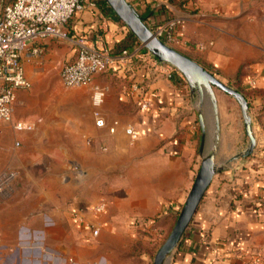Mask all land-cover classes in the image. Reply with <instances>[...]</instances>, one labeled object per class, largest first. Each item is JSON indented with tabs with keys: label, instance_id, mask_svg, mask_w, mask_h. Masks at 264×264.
Instances as JSON below:
<instances>
[{
	"label": "crops",
	"instance_id": "obj_1",
	"mask_svg": "<svg viewBox=\"0 0 264 264\" xmlns=\"http://www.w3.org/2000/svg\"><path fill=\"white\" fill-rule=\"evenodd\" d=\"M258 2L253 15L224 8L226 15L215 23L167 4L143 20L148 27L164 22L168 8L182 18L184 48L212 41L185 55L224 83L241 86L255 137L248 156L227 162L248 139L237 101L215 88L216 161L224 164L170 264H247L255 256L264 261V0ZM126 28L111 9L89 0L64 25L62 61L74 57L78 37L114 51ZM54 39L30 42L22 53L30 86L16 91L12 120L0 123V264H150L143 247L147 221L172 217L201 160L197 95L183 75L152 72L137 60L115 62L91 82L107 87L100 107L105 126L96 127L91 84H62ZM202 114L207 130L205 105ZM16 120L31 128L17 131ZM127 125L137 131L135 139L125 133ZM209 143L206 133L204 151ZM99 203L104 209L94 210Z\"/></svg>",
	"mask_w": 264,
	"mask_h": 264
},
{
	"label": "built area",
	"instance_id": "obj_2",
	"mask_svg": "<svg viewBox=\"0 0 264 264\" xmlns=\"http://www.w3.org/2000/svg\"><path fill=\"white\" fill-rule=\"evenodd\" d=\"M88 1L0 0V123L12 120L16 91L30 86L21 61L22 53L28 44L51 37L67 38L65 23L76 11L83 9ZM181 23V17L173 16L149 27L158 38L176 42L179 40ZM73 44L74 57L64 62L60 69L61 82L67 88L85 83L91 84L93 77L106 70L112 63L119 62L126 65L134 60L143 63L152 72L163 74L175 72L182 76L174 66L158 60L140 43L137 48H126L118 53H113L104 46L83 37L73 39ZM196 47L203 49L205 44L200 42ZM32 52L38 54L40 50L33 47ZM106 90L107 87L104 85L91 84L90 101L96 127L105 126L100 107ZM145 106L146 103L141 104V107ZM13 127L17 131H23L29 130L31 125L16 120ZM124 130L131 139L137 137V131L131 125H127ZM108 131L113 133L114 127L109 126ZM104 206V203H99L93 209L101 211ZM97 231L95 228L92 233L95 235ZM208 264H217V261L210 259ZM247 264H264V261L255 256Z\"/></svg>",
	"mask_w": 264,
	"mask_h": 264
},
{
	"label": "water",
	"instance_id": "obj_3",
	"mask_svg": "<svg viewBox=\"0 0 264 264\" xmlns=\"http://www.w3.org/2000/svg\"><path fill=\"white\" fill-rule=\"evenodd\" d=\"M114 14L125 24L137 41L153 54L158 60L174 66L186 79L190 91L197 95L198 123L201 129V143L199 151L202 153L198 169L193 177L186 197L177 214L176 220L163 243L158 247L153 256L152 264H170V258L181 238L183 237L192 217L215 173L224 163L216 161V148L218 144V113L217 100L214 89H219L232 96L238 103L243 119L244 132L248 142L246 147L227 159L248 156L254 149L255 137L251 126V117L248 111V102L244 95L236 88L218 79L212 72L198 63L196 60L167 45L159 39L144 23L135 9L126 0H103ZM205 105L208 116L209 129L206 130L202 108ZM206 133L209 134V148L204 151Z\"/></svg>",
	"mask_w": 264,
	"mask_h": 264
},
{
	"label": "rangeland",
	"instance_id": "obj_4",
	"mask_svg": "<svg viewBox=\"0 0 264 264\" xmlns=\"http://www.w3.org/2000/svg\"><path fill=\"white\" fill-rule=\"evenodd\" d=\"M92 1H96V0H92ZM126 1L130 3V5L135 9L137 14L142 13L143 5L141 4L143 3L140 2L142 0H126ZM147 2H148V7L151 8L152 11H154L155 9L164 10L165 9L164 5L167 4L169 9L177 8L183 12L189 13L194 19H197L203 22L208 21V22H213V23H215L217 19H219V17L226 15V12L222 11V9L224 8L226 9L228 8V10L229 9L232 10V9H239L241 7L242 12H244L246 15H253L255 14V11L257 9V6H258L257 3H259L258 0H147ZM168 8H167V10L169 11L168 16L169 17L175 16L173 14V11L169 10ZM205 29H207V31L209 32L212 28H205ZM206 35L208 34L206 33ZM209 35L213 36L212 33H210ZM159 39L166 41L167 43L166 42L165 43L167 45L182 52L183 54H189L187 49L195 50L197 52H202V50H204L205 48L204 47L203 49H199L198 47H196V44L201 42L200 40L197 42H194L192 45H191L192 42L186 43L184 44V46L186 45L185 46L186 48H184L181 44L183 41L180 42L181 40L180 36H179V40H176L177 43L175 42V40L167 41L165 38H162V37L161 38L159 37ZM202 40H203L202 43H204L205 46L210 47L212 45L211 40H207L206 38ZM178 43H180V46ZM54 44L57 46V48H54V52H52V54L58 53V55L56 54V56L58 57L62 65L64 61H62L63 49L61 50V48L64 45L66 46L68 45L65 42V40H63V38L54 39ZM210 70L212 71V69ZM215 76L219 79V77L216 74ZM235 83L236 82L234 81L233 84L235 85ZM233 84L230 86H233ZM180 208H181V205L175 212H173V215L172 217L170 216L169 220L166 218L165 215H154L153 218H151V221L150 220L147 221L148 227H145L146 228L145 234H146L147 239H146V242H144L143 247L145 248V250L147 251L149 255L150 264H152L153 256L155 252L157 251L158 247L163 243V241L166 239L167 235L169 234L176 220V217H177V214ZM144 221L145 220H141L137 222L138 223L140 222L143 225Z\"/></svg>",
	"mask_w": 264,
	"mask_h": 264
},
{
	"label": "trees",
	"instance_id": "obj_5",
	"mask_svg": "<svg viewBox=\"0 0 264 264\" xmlns=\"http://www.w3.org/2000/svg\"><path fill=\"white\" fill-rule=\"evenodd\" d=\"M97 3H100L102 5V7L108 11H110V8L105 4V2L103 0H96ZM142 2L143 5L142 6V13H138L139 16L145 20L146 15L151 11V8L148 7V2L147 0H142L140 1ZM145 22V21H144ZM127 29V28H126ZM138 43L137 39L135 38V36L127 29L125 36L118 42L117 45V49H115L114 51H112L113 53H118L123 49L129 48L130 46H132L133 44ZM236 84V83H235ZM237 86V85H235ZM235 88V87H234ZM237 90H241V86L237 87ZM240 92V91H239ZM243 94V93H242ZM244 95V94H243ZM244 97L246 98V96L244 95Z\"/></svg>",
	"mask_w": 264,
	"mask_h": 264
}]
</instances>
